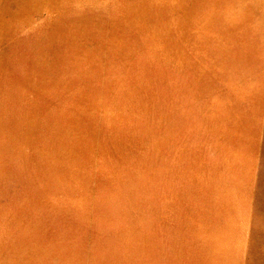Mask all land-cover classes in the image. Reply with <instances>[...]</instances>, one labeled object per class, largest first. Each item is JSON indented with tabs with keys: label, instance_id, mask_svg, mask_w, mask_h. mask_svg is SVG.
Instances as JSON below:
<instances>
[{
	"label": "rangeland",
	"instance_id": "374dc122",
	"mask_svg": "<svg viewBox=\"0 0 264 264\" xmlns=\"http://www.w3.org/2000/svg\"><path fill=\"white\" fill-rule=\"evenodd\" d=\"M254 29L264 0H0V264H209L185 147Z\"/></svg>",
	"mask_w": 264,
	"mask_h": 264
},
{
	"label": "crops",
	"instance_id": "0c3cea01",
	"mask_svg": "<svg viewBox=\"0 0 264 264\" xmlns=\"http://www.w3.org/2000/svg\"><path fill=\"white\" fill-rule=\"evenodd\" d=\"M220 38L214 91L202 92L197 141L187 149L197 177L200 233L209 264H245L264 184V29ZM212 99V100H211ZM212 103V105H210ZM209 104V106H208ZM184 161V160H183Z\"/></svg>",
	"mask_w": 264,
	"mask_h": 264
}]
</instances>
